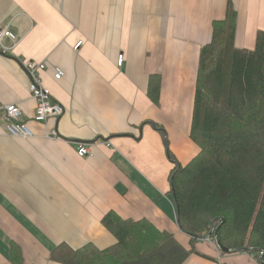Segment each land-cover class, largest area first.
<instances>
[{"label": "crops", "instance_id": "obj_1", "mask_svg": "<svg viewBox=\"0 0 264 264\" xmlns=\"http://www.w3.org/2000/svg\"><path fill=\"white\" fill-rule=\"evenodd\" d=\"M229 2L238 10L237 47L254 49L264 0H0V28L19 36L13 53L0 52V101L18 104L34 132L13 137L0 120V264H60L50 252L62 242L108 248L117 241L101 221L110 210L147 218L188 244L165 139L180 164L200 152L190 137L199 55ZM21 59L46 61L41 77L64 108L60 117L33 120ZM151 76L161 83L156 101ZM79 143L92 155L80 156ZM198 241V251L216 256L213 240ZM11 242L21 253L12 256ZM217 255L219 264H259L249 251ZM184 264L216 263L192 253Z\"/></svg>", "mask_w": 264, "mask_h": 264}, {"label": "trees", "instance_id": "obj_2", "mask_svg": "<svg viewBox=\"0 0 264 264\" xmlns=\"http://www.w3.org/2000/svg\"><path fill=\"white\" fill-rule=\"evenodd\" d=\"M237 26L238 10L229 2L225 17L213 21L212 38L200 50L190 129L200 152L180 164L165 139L173 164L170 193L188 244L147 218H124L110 210L101 221L116 237L114 245L74 248L62 242L51 250V260L184 264L199 253L196 242L214 239L217 230L216 237L231 252L249 251L264 264V31L258 32L254 49L240 48ZM160 87L151 76L148 94L154 101ZM10 252L21 253L18 244L11 242Z\"/></svg>", "mask_w": 264, "mask_h": 264}, {"label": "built area", "instance_id": "obj_3", "mask_svg": "<svg viewBox=\"0 0 264 264\" xmlns=\"http://www.w3.org/2000/svg\"><path fill=\"white\" fill-rule=\"evenodd\" d=\"M19 36L9 26L0 28V52L3 54L13 53L18 43ZM83 41L80 40L74 46L78 49ZM123 55L119 56V65L123 63ZM22 66L30 75L29 91L36 100V110L33 120L46 123L51 117L58 118L64 113L63 106L53 98L52 91L43 84L41 72L47 68L46 61L21 59ZM54 76L60 80L65 76V71L60 66H54ZM22 110L16 103H2L0 101V120L5 124L6 131L13 137L30 138L34 135L30 126L21 120ZM48 135L57 138V129L48 132ZM77 153L80 156H90L92 151L88 143H79ZM215 243V239L213 240Z\"/></svg>", "mask_w": 264, "mask_h": 264}, {"label": "rangeland", "instance_id": "obj_4", "mask_svg": "<svg viewBox=\"0 0 264 264\" xmlns=\"http://www.w3.org/2000/svg\"><path fill=\"white\" fill-rule=\"evenodd\" d=\"M182 234H184V233H182ZM212 239H213V238H210V237H209V238H207V239H199V240H203V241L206 240V241H211V242H212ZM198 242H199V241H197V242H196L197 245H195V249H196V250L198 249V247H197V246L199 245ZM217 249H219V248H217ZM217 249L215 250V252H216V256H213V257H211V256H209V255H207V254H203V253H201V252L198 251V250H197V251L199 252L198 254H200V255H202V256L208 258L209 260L212 259L216 264H219V263H218ZM218 252H219V251H218ZM221 264H226V262L223 261V262H221Z\"/></svg>", "mask_w": 264, "mask_h": 264}, {"label": "water", "instance_id": "obj_5", "mask_svg": "<svg viewBox=\"0 0 264 264\" xmlns=\"http://www.w3.org/2000/svg\"><path fill=\"white\" fill-rule=\"evenodd\" d=\"M211 234H213V232H212ZM216 234H217V230H214V236H215V240H216V244H217L218 248H219L220 250H222L223 252H225V253H229V252H231L230 248L224 246V245L220 242V240L216 237ZM202 239H203V238H202Z\"/></svg>", "mask_w": 264, "mask_h": 264}]
</instances>
